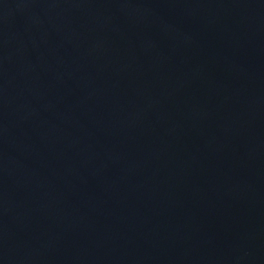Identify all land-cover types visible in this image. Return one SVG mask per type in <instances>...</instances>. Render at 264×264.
I'll use <instances>...</instances> for the list:
<instances>
[{
	"label": "water",
	"instance_id": "95a60500",
	"mask_svg": "<svg viewBox=\"0 0 264 264\" xmlns=\"http://www.w3.org/2000/svg\"><path fill=\"white\" fill-rule=\"evenodd\" d=\"M0 264H264V0H0Z\"/></svg>",
	"mask_w": 264,
	"mask_h": 264
}]
</instances>
